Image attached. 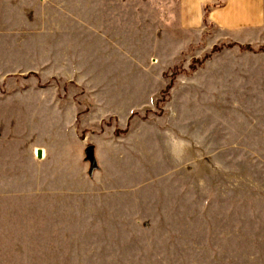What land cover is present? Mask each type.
<instances>
[{"label":"rangeland","instance_id":"obj_1","mask_svg":"<svg viewBox=\"0 0 264 264\" xmlns=\"http://www.w3.org/2000/svg\"><path fill=\"white\" fill-rule=\"evenodd\" d=\"M171 7L0 0V264H264V45L180 51Z\"/></svg>","mask_w":264,"mask_h":264},{"label":"crops","instance_id":"obj_2","mask_svg":"<svg viewBox=\"0 0 264 264\" xmlns=\"http://www.w3.org/2000/svg\"><path fill=\"white\" fill-rule=\"evenodd\" d=\"M163 1L155 0L157 3ZM165 2L172 5L169 14L166 13L164 17L167 19L165 25L170 28L171 35L189 36V39H175V43L181 45L177 47L180 51H184L187 46L202 43L203 37L207 34L213 35L209 47L219 43H233L253 48L264 45V0H165ZM7 128V132L4 130L0 132V154L8 158L7 163L3 165L5 174L1 177L11 179L7 187L14 190V180L21 178L23 182L26 177L24 163L20 168L18 163H14L13 158L16 153L17 161L20 162L21 159V162H24V152H28L29 145L28 126H22L21 135H18L14 126ZM15 134L18 136L17 140L14 139Z\"/></svg>","mask_w":264,"mask_h":264},{"label":"water","instance_id":"obj_3","mask_svg":"<svg viewBox=\"0 0 264 264\" xmlns=\"http://www.w3.org/2000/svg\"><path fill=\"white\" fill-rule=\"evenodd\" d=\"M37 158H41V152L40 150H38L37 152ZM86 158L90 163V168L93 169L96 166V162H95V156H94V149L92 146H88L87 147V154H86Z\"/></svg>","mask_w":264,"mask_h":264}]
</instances>
